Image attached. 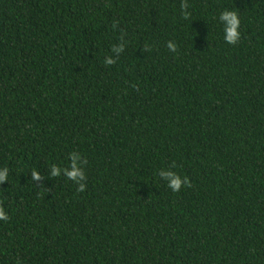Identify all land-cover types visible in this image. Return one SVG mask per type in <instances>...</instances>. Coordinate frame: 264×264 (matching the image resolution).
I'll return each instance as SVG.
<instances>
[{
	"label": "trees",
	"instance_id": "16d2710c",
	"mask_svg": "<svg viewBox=\"0 0 264 264\" xmlns=\"http://www.w3.org/2000/svg\"><path fill=\"white\" fill-rule=\"evenodd\" d=\"M4 167L0 264H264V0H0Z\"/></svg>",
	"mask_w": 264,
	"mask_h": 264
},
{
	"label": "clouds",
	"instance_id": "9594fccd",
	"mask_svg": "<svg viewBox=\"0 0 264 264\" xmlns=\"http://www.w3.org/2000/svg\"><path fill=\"white\" fill-rule=\"evenodd\" d=\"M220 20L225 23V40L230 44H235L240 38V33L238 31L240 22L237 13L232 11H225L221 14ZM168 47L173 51L175 50V46L171 43H169ZM122 50V45L114 49V51L117 53L121 52ZM113 62V58L110 56L105 61V63L107 64H112ZM70 158L72 161L70 168L61 169L60 167L53 165L51 169V175L59 176L61 173H63L70 180L79 184V191H83L85 189V184L81 181L85 179V173L83 171V168L81 167L82 162L80 154L77 152H72L70 153ZM159 175L161 178L167 181V186L171 188L174 192L179 191L183 185H186L188 183L187 177H181L180 175L171 170H161ZM8 178V168H0V182L7 181ZM33 178L40 179L39 173L33 172ZM7 219L8 213L3 207H0V221Z\"/></svg>",
	"mask_w": 264,
	"mask_h": 264
}]
</instances>
